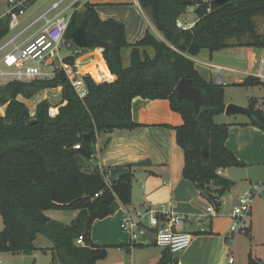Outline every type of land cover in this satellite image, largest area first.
<instances>
[{
    "label": "trees",
    "instance_id": "1",
    "mask_svg": "<svg viewBox=\"0 0 264 264\" xmlns=\"http://www.w3.org/2000/svg\"><path fill=\"white\" fill-rule=\"evenodd\" d=\"M151 15L164 40L151 31L131 43L125 24L117 19H102L96 4L86 2L75 10L64 39L74 44L72 32L84 27L87 47L98 50L113 80L96 79L93 72L83 73L88 93L80 97L62 69L50 79L16 80L0 84V252L33 255L51 251L50 264H97L107 257L108 247L92 241L91 226L97 219L113 213V202L132 203L134 173L129 171L109 184L104 172L87 170L101 133L114 129H137L133 118V99L169 100L183 123L175 127L178 144L184 151L183 176L192 181L210 203L219 208L222 195L234 182L218 173L246 164L227 146L229 123H217L225 112L224 84L206 80L192 57L202 50L210 53L229 47L250 46L264 49V33L256 18H264V0H139ZM29 6L31 0H26ZM194 24L185 29L189 8ZM10 14L0 17V39L9 33ZM181 24V25H180ZM129 50L125 65L123 51ZM80 55V54H79ZM79 55L64 62L75 64ZM187 77L203 95L198 115L193 101L177 97L179 80ZM263 83L248 75L236 84L249 87ZM62 87L58 113L50 114L51 104L42 100L34 115L18 97L32 98L48 88ZM248 107L250 123L264 130V111L256 100ZM241 124H244L243 122ZM207 150V157L203 150ZM49 209L78 210L70 224L51 219ZM39 234L46 235L51 247H37ZM83 237L84 244L76 240ZM166 257L161 261L166 262ZM35 264V261L34 263ZM248 264H264L249 254Z\"/></svg>",
    "mask_w": 264,
    "mask_h": 264
},
{
    "label": "crops",
    "instance_id": "2",
    "mask_svg": "<svg viewBox=\"0 0 264 264\" xmlns=\"http://www.w3.org/2000/svg\"><path fill=\"white\" fill-rule=\"evenodd\" d=\"M59 1L31 0L23 14L26 16L25 20L21 17V25L27 22L25 26L34 21ZM6 2L8 11L10 4L8 0ZM86 2L96 4V9L102 19L114 18L123 22L127 39L131 43L143 38L147 31H151L158 39L164 40L163 33L158 30L150 13L141 6L139 0H64L58 7L47 13V18L71 16ZM193 10V7L192 10L189 8L188 21L196 18L195 15L190 16V11ZM5 14H1L0 17ZM41 22L42 24L32 34L44 27V19L39 20L33 27ZM212 56L209 50L204 49L197 56L192 57L196 69L206 80H214L216 76V70L212 65L218 63L212 62ZM123 57L127 66L129 50L128 52L123 51ZM263 57L264 54L261 55L260 60L255 59L252 66L259 65V69ZM76 61L79 67L82 62L85 67H90L85 71H83L85 67H82L81 74L90 71L94 73L96 79L113 80L115 78L109 72L98 50L84 51ZM235 70L236 72L230 73L235 77L231 81L226 80L229 72L225 71L224 84L225 82L239 84L248 75H253L257 71L251 73ZM52 89H57L59 93H62V87L48 88L39 91L33 97ZM18 98L24 103L28 100L21 95ZM41 101L42 99L37 103ZM225 102L226 105L229 104L226 98ZM234 103L248 107L239 101H234ZM58 106L55 107L52 116L58 113ZM132 113L134 120L142 126L133 130L122 128L99 134L96 151L87 166L89 171L97 167L104 172L109 184L122 174L129 171L134 173L131 205L126 206L120 200H115L112 205L113 213L103 219L95 220L91 226L92 241L108 247L107 257L98 261L97 264H162L161 261L165 257L167 259L164 264H227L228 254L232 248L229 241L231 240L230 227L233 220V209L238 204L239 196L250 189L259 191V195L252 204L248 222L247 232L253 233V243L248 244L246 238L235 240V246L237 243L239 246L233 247V264H248L249 254L264 261V130L251 124L250 117L247 115H245L246 119H240L237 115L228 116L225 112L221 114L226 118L225 122L231 124L227 146L246 165L222 169V175L231 179L234 185L222 195V204L217 208L216 216L207 222L202 219V216L207 214L209 200L202 195L192 181L183 176L184 151L178 144L175 130V127L183 123L182 115L171 109L169 100H145L141 97L133 99ZM242 122L244 124H241ZM259 183L261 187L255 188V184ZM161 204H168L174 211L191 219L190 221L185 220L180 226L181 229L193 234L191 245L181 253H171L158 246L153 228H147L140 233L137 244H133L130 232L121 227L124 218L137 220L139 212L158 208ZM47 212H45L46 215L52 219ZM78 212L75 210L69 216L70 223ZM257 235L263 236V248L253 253L251 247L254 246ZM51 246L52 242L45 247H37ZM36 253L37 251L33 256ZM46 253L51 254V251L48 250ZM20 256L23 260L26 255Z\"/></svg>",
    "mask_w": 264,
    "mask_h": 264
},
{
    "label": "built area",
    "instance_id": "3",
    "mask_svg": "<svg viewBox=\"0 0 264 264\" xmlns=\"http://www.w3.org/2000/svg\"><path fill=\"white\" fill-rule=\"evenodd\" d=\"M8 1L10 4V9L8 10L10 14L9 27L10 29H15L21 25V17L28 5L26 0ZM62 1L64 0L55 3L51 9L58 7ZM50 10L25 25L0 47V54L7 48L12 47V50L6 52L0 59V75L11 80L16 79L21 81L50 79L56 75V69L59 68L65 72L79 96L85 97L88 89L83 79V74H81L76 65L66 63L63 59L60 60L59 64H56L59 46L64 40L71 16H58L55 19H48L47 13ZM41 19L45 20L44 27L36 33L29 35L23 42L18 44L17 40ZM193 24L194 21L183 25V28L187 29ZM71 46H74L71 55H79L83 52L81 47L75 43L69 42L68 47L70 48ZM212 67L216 70L214 81L218 84H224L225 71L236 72L234 68L219 64H214ZM253 75L264 81V57L261 60L260 68ZM259 108L264 111V104L259 105ZM218 173L222 174V169L218 170ZM254 187H261L260 183L255 184ZM258 195L259 191L250 189L239 196L238 204L233 209V220L230 227V237L232 240L239 233L248 231V220L252 204ZM216 214L217 208L214 204L209 203L207 214L203 215L202 219L209 222ZM185 220L190 221L191 219L174 211L170 205L161 204L158 208H150L139 212L137 220H132L129 217L124 218L121 227L130 232L133 244H137L140 233H143L147 228H153L158 246L169 250L171 253H181L191 245L193 239L191 232L183 230L180 227ZM76 243L84 244L83 237L78 238ZM233 262L234 257L231 248L227 264H233Z\"/></svg>",
    "mask_w": 264,
    "mask_h": 264
},
{
    "label": "rangeland",
    "instance_id": "4",
    "mask_svg": "<svg viewBox=\"0 0 264 264\" xmlns=\"http://www.w3.org/2000/svg\"><path fill=\"white\" fill-rule=\"evenodd\" d=\"M7 9H8V4H7L6 0H0V15L3 13H7L8 12ZM82 9H83V7L80 10H82ZM190 9L192 10V7ZM190 13H191L190 16L194 17V12L190 11ZM25 17L26 16H24V15L22 16L23 19ZM25 23H27V22H25ZM24 24L19 26L18 28L10 29L9 33L0 39V47L8 39H10L14 34H16L19 30H21V28L24 26ZM41 24H42V22L37 24L35 27L31 28L28 32H26L22 37H20L17 40V43L20 44L21 42H23ZM256 24H257L259 32L263 34L264 33V18L261 16L257 17L256 18ZM68 43L69 42H67L65 39L61 42V44L59 46V51H58L59 54H58V57L56 58V64H59L61 59L64 60L65 57H67L73 53L74 46H71L69 48ZM11 50H12V47H9L5 51H3L0 54V59L3 57V55L6 52L11 51ZM126 52H128V50H126ZM212 54H213V56L211 58L212 62L221 64V65H225V66H229V67L235 68L237 70L250 71L251 73H253L258 69L259 65L252 66V64L255 61V59L257 61L260 60L261 55L264 54V49L256 48V47H250V46H236V47H229V48H225V49H222L219 51H215ZM80 64H81V67L78 66L77 61L75 62V65L79 70H81L82 67H85L84 62H82ZM1 66L3 67V65H1ZM103 66L104 65L102 64V67ZM88 69H90V67L87 66V67L83 68V71L88 70ZM86 72H88V71H86ZM230 73L231 72L228 73L229 76H226L227 81H231L233 78H235L234 76L230 75ZM238 76H240V75H238ZM6 81H9L8 78L0 75V83L6 82ZM2 84H4V83H2ZM224 90H225L226 101L229 103L236 104V103H234V101H239V102L244 103L245 105H249L250 101L253 99V100L257 101L258 106L263 105V102H264V81H263V83L253 85V86H249V87L239 86L236 84H228L225 82ZM20 98H22V97H20ZM41 99L42 100L47 99L50 102V104H51L50 114H52L55 112V107H57L62 102V93H59V91L57 89H52L46 93L42 92V93L38 94V96L32 97L31 99L26 100V105L29 107V109L33 113V115H34L36 108H37V105H38L37 102L40 101ZM5 108H6V106L0 105V113L4 114ZM237 116H239L238 118H240V119H246L247 118V117H245V114L244 115L237 114ZM225 120H226V118L223 115H218L215 117V121L217 123L225 122ZM47 211H48L47 212L48 215H50L52 217V219L60 220L63 223L68 224V223H70L69 222L70 221L69 216L75 210L49 209ZM248 222H249V220H248ZM3 226H4L3 225V219L0 215V230L3 229ZM248 226H249V224H248ZM241 238H246L248 244L251 242L253 243V240H252L253 233L251 234L247 231L241 232L237 235V237H236V239H234V241L232 239L229 241V245H230V247H232V251H233V247L235 246V240H240ZM35 244H36V246H44L45 247L46 245L51 244V240L46 235L39 234L35 240ZM238 244L239 243L236 244V246H235L236 248L239 246ZM253 245L254 246L251 247V251L253 253H256V251L260 250L261 247L263 248V236L257 235V238H256ZM34 257L36 258L35 264H49L50 258H52V255L49 253L43 252V251H37V253ZM21 258L22 257L20 255H13L12 253H9V252H0V264H24V258H23V260Z\"/></svg>",
    "mask_w": 264,
    "mask_h": 264
},
{
    "label": "water",
    "instance_id": "5",
    "mask_svg": "<svg viewBox=\"0 0 264 264\" xmlns=\"http://www.w3.org/2000/svg\"><path fill=\"white\" fill-rule=\"evenodd\" d=\"M224 0H217V3H222ZM72 39L74 43L81 47H87V35L84 27L79 26L72 32ZM177 97L179 99L188 98L193 101L195 114L198 115L202 103H203V95L201 91L191 85L190 80L187 77H183L179 80L176 86ZM225 114L228 116L237 115V114H245L249 117L253 115L252 110L249 107L241 106L233 103H229L226 105ZM207 150H203V155L207 157ZM35 261V257L33 255H26L24 257L25 264H33Z\"/></svg>",
    "mask_w": 264,
    "mask_h": 264
}]
</instances>
